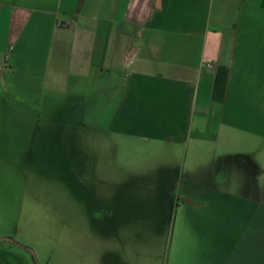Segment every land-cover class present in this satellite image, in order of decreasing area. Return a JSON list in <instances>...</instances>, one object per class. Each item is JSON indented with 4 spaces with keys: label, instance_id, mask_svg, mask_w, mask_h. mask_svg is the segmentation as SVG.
Returning <instances> with one entry per match:
<instances>
[{
    "label": "crops",
    "instance_id": "0c3cea01",
    "mask_svg": "<svg viewBox=\"0 0 264 264\" xmlns=\"http://www.w3.org/2000/svg\"><path fill=\"white\" fill-rule=\"evenodd\" d=\"M55 140L73 189L113 187L84 197L94 220L257 216L229 208L264 173V0H0V154L44 159ZM129 149L142 170L118 165Z\"/></svg>",
    "mask_w": 264,
    "mask_h": 264
},
{
    "label": "rangeland",
    "instance_id": "374dc122",
    "mask_svg": "<svg viewBox=\"0 0 264 264\" xmlns=\"http://www.w3.org/2000/svg\"><path fill=\"white\" fill-rule=\"evenodd\" d=\"M43 124L40 121L39 126ZM55 141L48 146L54 152L45 153L44 159L27 153L11 158L0 154V264H264V203L257 200L264 199V173L255 174L256 189L247 186L251 205L229 208L242 215L256 210L257 216L222 220L183 205L167 224L135 216L111 225L94 220L93 206L83 199L89 191L95 198L97 188L108 197L112 185L95 186L88 178L84 193L73 189L81 182L80 167L71 164L77 158L62 157ZM22 147L27 152L30 142L24 141ZM131 153L120 151L118 165L142 170L143 154ZM108 162L110 158H104L99 167L106 168ZM262 162L264 169V154ZM111 174L120 180L129 175L121 170ZM252 176L247 174L246 180ZM243 177L232 173L231 197H247L237 183ZM182 195L191 196L185 188Z\"/></svg>",
    "mask_w": 264,
    "mask_h": 264
},
{
    "label": "built area",
    "instance_id": "2783aa9c",
    "mask_svg": "<svg viewBox=\"0 0 264 264\" xmlns=\"http://www.w3.org/2000/svg\"><path fill=\"white\" fill-rule=\"evenodd\" d=\"M209 67H213V65L210 64Z\"/></svg>",
    "mask_w": 264,
    "mask_h": 264
}]
</instances>
